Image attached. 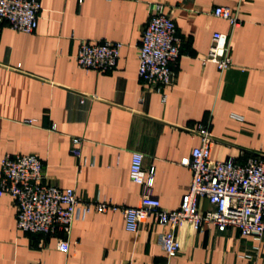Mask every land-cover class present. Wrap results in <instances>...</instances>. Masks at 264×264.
I'll list each match as a JSON object with an SVG mask.
<instances>
[{
	"label": "crops",
	"instance_id": "crops-1",
	"mask_svg": "<svg viewBox=\"0 0 264 264\" xmlns=\"http://www.w3.org/2000/svg\"><path fill=\"white\" fill-rule=\"evenodd\" d=\"M37 30L5 25L0 38V163L33 155L45 184L73 189L85 202L139 207L144 194L178 210L192 172L181 164L208 129L211 157L245 164L264 156V0H40ZM226 7L240 26L214 16ZM157 8L182 39L173 85L161 93L138 75L144 27ZM229 36L233 67L203 63L213 34ZM123 45L113 71H87L76 62L83 42ZM83 101V102H82ZM29 121H33L29 124ZM81 140V156L72 150ZM154 171L150 190L130 179L132 154ZM203 211L212 207L200 200ZM17 205L0 198V264H264V236L234 228L197 231L185 223L180 250L168 259V228L150 219L128 232L121 212L92 211L69 233H25ZM69 244L67 253L59 249Z\"/></svg>",
	"mask_w": 264,
	"mask_h": 264
},
{
	"label": "built area",
	"instance_id": "built-area-1",
	"mask_svg": "<svg viewBox=\"0 0 264 264\" xmlns=\"http://www.w3.org/2000/svg\"><path fill=\"white\" fill-rule=\"evenodd\" d=\"M40 0H0V38L2 29L34 33L39 24ZM214 16L238 27L241 21L226 7H217ZM123 45L109 41L83 42L76 62L87 71H113L120 59ZM182 39L174 20L157 8L144 27L139 50V78L150 88L161 93L173 85L175 69L181 56ZM203 63H214L219 71L233 67L229 36L216 32ZM83 102V101H82ZM32 124L33 121H29ZM201 138L189 158L181 164L192 172L189 192L183 196L178 210L168 211L158 199L144 194L139 207H118L111 203L91 204L80 198L73 189H62L45 184L43 163L33 155H7L0 163V198L10 196L17 205V228L25 233L53 235L57 231L69 233L75 222L84 221L96 213L121 212L128 232L137 233L142 223L154 219L168 228L163 236L164 251L168 259L180 250L177 231L190 223L199 231L215 227L224 232L237 229L244 237L260 240L264 236V156L251 158L241 164L234 159L215 161L211 157V137L208 129L193 132ZM72 153L81 156V140L73 141ZM144 156L132 154L130 179L150 190L154 185V171L143 167ZM207 199L211 209L203 211L200 200ZM59 249L69 251V244L61 242Z\"/></svg>",
	"mask_w": 264,
	"mask_h": 264
}]
</instances>
